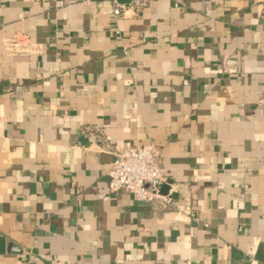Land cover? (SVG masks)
I'll use <instances>...</instances> for the list:
<instances>
[{
    "label": "crops",
    "instance_id": "obj_1",
    "mask_svg": "<svg viewBox=\"0 0 264 264\" xmlns=\"http://www.w3.org/2000/svg\"><path fill=\"white\" fill-rule=\"evenodd\" d=\"M0 264H264V0H0Z\"/></svg>",
    "mask_w": 264,
    "mask_h": 264
},
{
    "label": "built area",
    "instance_id": "obj_2",
    "mask_svg": "<svg viewBox=\"0 0 264 264\" xmlns=\"http://www.w3.org/2000/svg\"><path fill=\"white\" fill-rule=\"evenodd\" d=\"M113 3L114 14L120 17L127 8L136 12L143 10L146 0H132L130 4L113 0ZM109 176L112 193L126 191L134 193L140 200L159 198L162 187L170 183L161 165L157 148L151 142L142 146H128L117 152Z\"/></svg>",
    "mask_w": 264,
    "mask_h": 264
},
{
    "label": "water",
    "instance_id": "obj_3",
    "mask_svg": "<svg viewBox=\"0 0 264 264\" xmlns=\"http://www.w3.org/2000/svg\"><path fill=\"white\" fill-rule=\"evenodd\" d=\"M132 0H118V2L122 3V4H130ZM167 193V190L166 191H162L161 190V194H165Z\"/></svg>",
    "mask_w": 264,
    "mask_h": 264
}]
</instances>
